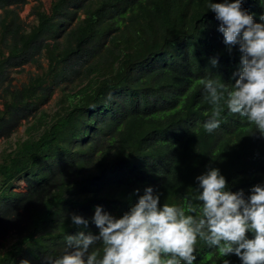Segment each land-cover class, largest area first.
<instances>
[{
    "label": "trees",
    "instance_id": "16d2710c",
    "mask_svg": "<svg viewBox=\"0 0 264 264\" xmlns=\"http://www.w3.org/2000/svg\"><path fill=\"white\" fill-rule=\"evenodd\" d=\"M26 2L0 0V17H15L0 20L2 34L13 40L0 55V81L9 65L41 52L47 65L20 88H2L8 99L0 135L21 117L34 118L0 160V264L59 258L65 239L42 251L27 245L77 229L98 234L92 223L97 206L120 218L147 187L160 195L161 206L183 204L202 191L196 177L209 168L226 178V190H243L245 198L264 185V136L254 124L225 106L220 127L212 133L204 128L214 106L200 80L233 85L242 55L239 45L229 52L208 9L224 0H51L49 9H33L36 21L25 32L9 6ZM242 8L262 22L264 0H242ZM109 17V29H98ZM102 32L104 40L96 42ZM69 83L73 89L66 92ZM58 85L61 96L50 113L41 106ZM19 180L25 191L14 189ZM72 214L87 219L88 227L77 228ZM194 254V264H242L199 239Z\"/></svg>",
    "mask_w": 264,
    "mask_h": 264
},
{
    "label": "clouds",
    "instance_id": "9594fccd",
    "mask_svg": "<svg viewBox=\"0 0 264 264\" xmlns=\"http://www.w3.org/2000/svg\"><path fill=\"white\" fill-rule=\"evenodd\" d=\"M208 9L220 22L218 31L229 52L239 45L242 55L233 85L207 77L200 80L214 106L204 128L208 133L218 129L226 106L264 136V15L261 23L255 22L242 8V0L210 2ZM217 63L211 61L214 67ZM196 180L202 191L183 204L161 206L160 195L147 187L120 218L97 206L92 223L99 233L81 230L67 235L63 254L45 257L44 264H194L198 239L217 249L221 257L234 254L242 264H264V185L253 186L245 198L243 190H226V178L217 168H209ZM71 220L77 228L89 225L80 215L72 214ZM98 243L101 249L90 250ZM21 264L30 262L22 260ZM223 264L230 261L224 259Z\"/></svg>",
    "mask_w": 264,
    "mask_h": 264
},
{
    "label": "rangeland",
    "instance_id": "374dc122",
    "mask_svg": "<svg viewBox=\"0 0 264 264\" xmlns=\"http://www.w3.org/2000/svg\"><path fill=\"white\" fill-rule=\"evenodd\" d=\"M50 3L51 0H27V2L25 4L19 5L17 7H15L13 5V8L15 11L18 12L19 17L23 20V26L25 27V29H28L25 24H31L34 21V13H33V9L37 6V5H41L42 8L44 9H49L50 7ZM2 14V10L0 11V15ZM70 17H73L72 14H70ZM78 18L83 17V14L80 13V16H77ZM76 20H74L75 22ZM113 21V17H109L108 19L105 18V20L101 23L99 22V26L98 29L104 27L105 30H108L109 28L106 27V25L109 22ZM65 22H61V25L63 26ZM101 37L98 40H96V42H102L104 40L103 37V32L101 33V35L99 36ZM61 40V38H60ZM103 49L102 51H105L107 48V44H103L102 45ZM36 58L38 59V61L36 62ZM33 60L37 63H25L22 68L23 70L21 72H10V74H8L6 80L4 82H2V84L0 85V94L2 95L3 90L2 88H9L10 89H16V88H20L23 83H26L29 76H34L35 74L41 73L42 69L46 67L47 65V60L43 54V52H41L40 54H36L35 58H33ZM39 62V64H38ZM11 75V76H10ZM9 76L12 77L11 79H9ZM79 79L76 78L77 82L75 85H77L79 82ZM66 82V81H65ZM64 82V83H65ZM4 83V85H3ZM8 83V85L6 84ZM68 87L65 88L66 92H70V90H72V84L69 83L67 85ZM59 88V89H57ZM57 88L54 90L53 94L48 98V100L41 106L42 109H45L46 111L53 113V111L56 109L57 106V102L59 97L61 96V91L60 90V85L57 86ZM16 93H13V95ZM4 97L8 99V95L7 93H4L2 95V98L0 97V110H2L4 108L3 106V101H4ZM32 105L25 103L24 107L26 108H30ZM34 118V115H30L28 117H21L18 120V123L12 127L10 133H8L7 135L2 134L0 135V160L3 157V154L7 151H9L12 147H13V143L16 139L18 138H24L26 136V127L27 125L32 123V120ZM16 191H25V183L21 180L18 181V185L16 186V188H14ZM79 230L77 229V232ZM63 234L62 237H57L55 236L54 233L52 234H48L46 236L47 240H42V239H35L32 243L28 244V248L30 250H45L46 248H48L52 243H56V242H60L61 240L65 239V233L61 232ZM12 239V237H8L7 238V243L10 242V240Z\"/></svg>",
    "mask_w": 264,
    "mask_h": 264
},
{
    "label": "crops",
    "instance_id": "0c3cea01",
    "mask_svg": "<svg viewBox=\"0 0 264 264\" xmlns=\"http://www.w3.org/2000/svg\"><path fill=\"white\" fill-rule=\"evenodd\" d=\"M14 5V4H13ZM13 5H10L9 7H13ZM2 9L0 8V11ZM12 18H15V17H0V20L2 21L1 23H5V22H8L9 20H11ZM16 21L17 23H19L21 25V31H29L31 25L33 23H35L36 21V17H34V21L31 23V24H25V26L28 28V29H25V27L23 26V20L20 18V17H16ZM2 28L0 26V55L2 56H5L7 55L8 51H9V47L13 45V40L11 39L12 38V35L11 34H2ZM29 63H35V61L33 60H30L28 61ZM27 63V62H26ZM25 64V63H24ZM9 65L7 67V71H6V74L5 76L3 77V79L0 81V85L2 84V82H4L8 76V74H10V72H21L23 70L22 66L24 65ZM37 64V63H36ZM11 76V75H10ZM9 76V79H11L12 77ZM32 76L30 75L28 80L31 78ZM27 80V82H28ZM26 82V83H27ZM6 84V83H5ZM25 84V83H23ZM4 85V83H3ZM8 85V83L6 84Z\"/></svg>",
    "mask_w": 264,
    "mask_h": 264
}]
</instances>
